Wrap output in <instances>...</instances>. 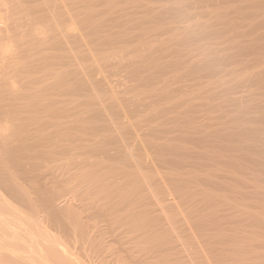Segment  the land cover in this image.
I'll return each mask as SVG.
<instances>
[{"label":"bare ground","instance_id":"obj_1","mask_svg":"<svg viewBox=\"0 0 264 264\" xmlns=\"http://www.w3.org/2000/svg\"><path fill=\"white\" fill-rule=\"evenodd\" d=\"M1 96L0 264H264V0H0Z\"/></svg>","mask_w":264,"mask_h":264},{"label":"rangeland","instance_id":"obj_2","mask_svg":"<svg viewBox=\"0 0 264 264\" xmlns=\"http://www.w3.org/2000/svg\"><path fill=\"white\" fill-rule=\"evenodd\" d=\"M50 51H52V50H49L48 51V54L50 53ZM57 51H58V53H57ZM57 51H55L54 52V50H53V52H51L50 53V55H48V57H49V59H47V60H45V62H48V64H52L53 66L55 65V64H59V61H60V59L59 58H61V57H57V56H61V54H62V50H57ZM53 53V54H52ZM57 53V54H56ZM53 55H55V57L58 59H56V58H53V60L52 59H50L51 58V56H53ZM56 59V61H58L57 63H54V62H50V61H54ZM62 59V58H61ZM42 60V59H41ZM50 60V61H49ZM39 62V61H38ZM39 64H40V62H39ZM60 64H61V62H60ZM40 65H43V66H46V63H41ZM56 66V65H55ZM54 66V67H55ZM60 66V65H59ZM41 67V66H40ZM43 68V67H42ZM59 67H55V71H59L60 69H58ZM58 69V70H57ZM38 70H40V71H38ZM46 70H48V71H46ZM50 70L51 69H45V70H43V73H42V71H41V68H39V69H37L36 68V72L35 71H33L32 72V74L33 75H31L33 78H35V79H37V80H40V81H42V80H44V79H49V77H47L48 76V74L45 76V75H42V74H44V73H49L50 72ZM46 71V72H45ZM40 74V75H38V73ZM122 74V73H121ZM37 75V76H36ZM16 76L17 77H15V75L14 76H12L11 77V80H12V83H11V80L9 79V82L10 83H8V84H10V85H14V86H16V87H14V86H8V85H6V92L9 94V90H12V91H14V92H18L17 94L18 95H13V96H15V98H9L10 96H7V97H4L5 99H6V101H10V100H7V99H11L12 101L11 102H14V104L13 103H11V102H8L9 104H13V105H16L17 104V102L16 101H18V105L19 104H21V102L24 104V103H26L25 101H27V99H25V101H24V97H23V94H24V91H27L28 90V92H29V89H27V88H23V87H19L18 85H22V82L20 83V81H22L21 80V78H20V76L19 75H17L16 74ZM39 77H41V79L39 78ZM45 77H47V78H45ZM20 78V79H19ZM115 78H122V76L121 75H118V76H116ZM20 80V81H18V80ZM52 78H50L48 81H50ZM16 80V81H15ZM13 81H15V82H13ZM43 82H45V81H43ZM20 83V84H19ZM18 87V88H17ZM34 87V86H33ZM20 88H23L24 90L22 91V89H20ZM33 91H35V90H33ZM7 93H5V92H3V95H5V94H7ZM36 93V92H35ZM11 95V94H10ZM12 96V97H13ZM20 96L23 98V99H21L20 98ZM2 96L0 97V100L2 101ZM19 100H18V99ZM16 99V100H15ZM0 101V103H5L4 101L5 100H3L2 102ZM19 101H21V102H19ZM8 103H5V104H8ZM170 194H172L173 196H174V193H170ZM170 194H167V196L169 197V198H172V195H170ZM171 196V197H170ZM157 206H160V205H156L155 207H157ZM160 208V207H159ZM156 209H158V208H156ZM167 212V211H166ZM157 213V212H156ZM168 213V212H167ZM236 214H238V213H236ZM172 225V224H171ZM179 233L177 232V231H175V235H178ZM181 239L182 238H179V240H177L176 242L178 243V246L179 247H183V245H185V244H187L186 242H181ZM180 241V242H179ZM182 241H183V239H182ZM179 243L180 244H182V243H185V244H183V245H179ZM186 247V248H185ZM185 247H183V249L184 250H187V251H184V250H181V248H179L180 250H181V252L185 255L186 254V256L188 255V249H187V247L189 248V245H187V246H185ZM191 248V247H190ZM193 249V248H192ZM191 249V250H192ZM185 252H187V253H185ZM190 255V254H189ZM108 259V260H107ZM100 260H98V261H96V263L95 264H99V263H101V264H121V263H118V262H115L116 260L114 259V257L111 255H109V253H107V257H105L102 261H100ZM108 262V263H106V262ZM99 262V263H98Z\"/></svg>","mask_w":264,"mask_h":264}]
</instances>
